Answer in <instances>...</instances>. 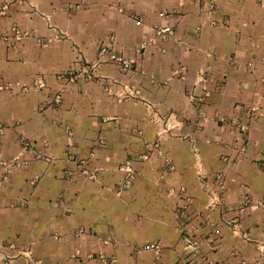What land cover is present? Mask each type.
<instances>
[{
	"label": "crops",
	"instance_id": "1",
	"mask_svg": "<svg viewBox=\"0 0 264 264\" xmlns=\"http://www.w3.org/2000/svg\"><path fill=\"white\" fill-rule=\"evenodd\" d=\"M213 20L194 0H0V158L26 159L8 175L0 166V264H27L25 249L40 264H181L193 251L183 231L197 244L192 264H264V0H217ZM165 25L173 36L154 38ZM100 44L132 69L104 63L91 81L56 79L95 62ZM38 76L40 92L21 90ZM193 89L207 92L201 118ZM238 103L257 111L239 160L218 124ZM169 115L175 134L158 142ZM126 163L134 178L117 196ZM217 174L223 204L211 209ZM246 194L257 206L241 214Z\"/></svg>",
	"mask_w": 264,
	"mask_h": 264
},
{
	"label": "built area",
	"instance_id": "2",
	"mask_svg": "<svg viewBox=\"0 0 264 264\" xmlns=\"http://www.w3.org/2000/svg\"><path fill=\"white\" fill-rule=\"evenodd\" d=\"M194 1L198 6L199 14L205 18L210 19V23L212 25H215L216 23L213 20V16L216 12V1L217 0H194ZM153 34H154V38L161 40V41H165V40L170 39L173 36L174 31L172 27L165 25V26L155 27L153 29ZM16 36H19V35L17 34ZM104 63L115 64L121 72H128L132 69L131 61L127 60L122 55L116 54L114 52V49L111 46L100 44L97 48V59L95 62L83 63L80 65L78 69H68L67 71H64L63 73L56 75V79L59 81H64V82H70V81L78 80V79L85 80V81H91L94 77V70ZM261 63L264 64V54L261 57ZM177 72L178 74L183 73L182 69L180 68L178 69ZM114 84L115 82L112 81L108 85L111 86ZM44 86L45 84H44L43 77L38 76L34 79L30 87L23 86L21 90L23 92H26L27 90L31 89V90L40 92L44 88ZM13 88L14 87H8L9 90H12ZM126 95L127 96L131 95L132 97L134 96V94L131 91H128ZM187 97L192 107L197 111L198 115H200V118H201L204 115V105H205V100L207 97L206 90L201 89L200 92L196 93L195 89H193L192 91L188 93ZM52 101L55 105H60L61 101H60L59 93L52 95ZM232 110H233V113L235 114L233 118L228 120V119L221 117L218 119V123L227 127L229 131L231 132L232 140H231L230 148L234 152L235 158L239 160V159H242L247 152L249 132H250L252 121L256 117L257 111L253 107H247L242 104L233 105ZM154 114L156 113L154 112ZM172 120H174L173 115L172 116L169 115L165 119H162L163 124L167 128H168V124H170ZM2 130H3V126L0 125V131ZM158 136H160V134ZM21 144H22L23 150L29 155H31L33 158L37 160H45V161L49 160V157H46L41 152L35 150L33 145L30 142L26 140H22ZM25 162H26V159H24L21 155L15 156L8 161L0 158V166L3 167V169L5 170V175H8L12 169L18 168L21 165L25 164ZM164 163L169 169H172L169 159L164 158ZM261 163L264 167V159L261 160ZM78 167L82 175H84L90 180L94 179V175L88 169H86L84 165L79 164ZM123 168L127 172V176L122 183L117 184L116 187L113 189L114 193L117 196H120L129 188L134 178V173L130 169V166L128 163H126ZM67 175H68V178H72L71 173ZM199 176L202 179L206 178L205 175L201 172H199ZM214 184L216 185L218 191L217 192L209 191L208 193V196H209L208 207L211 209L216 208L223 204L222 196H223V191L225 190L224 175L217 174L214 177ZM180 195H182V198L184 199L185 202L187 203L190 202V198L186 196L184 192L180 191ZM255 206H257V204L253 203L250 196L246 194L244 196L242 205L238 211L239 213L242 214L243 212L246 211V209L250 207H255ZM218 233H219L218 231H215V234H218ZM181 239H182V243L185 246L187 247L193 246V251L191 253V258H188L186 260H180L179 262L181 264H192L194 262V259L196 258L197 244L194 238L191 237L185 231H183ZM0 249H2V247H0ZM147 249L158 250V246L152 245V246L147 247ZM260 251L264 252V239L260 243ZM22 254L25 257L27 264H40V262L31 255V252L29 250L27 249L23 250ZM97 260L99 261V264H112L113 263L110 258L104 255H99L97 257ZM241 264H247V263L242 261Z\"/></svg>",
	"mask_w": 264,
	"mask_h": 264
},
{
	"label": "rangeland",
	"instance_id": "3",
	"mask_svg": "<svg viewBox=\"0 0 264 264\" xmlns=\"http://www.w3.org/2000/svg\"><path fill=\"white\" fill-rule=\"evenodd\" d=\"M239 104V103H238ZM242 105H244V104H242ZM245 106H247V105H245ZM247 107H251V106H247ZM219 124V126H223V125H221L220 123H218ZM176 126L174 125V124H168V128L167 127H165V125L163 124V128L161 129L162 131L159 133L160 134V136H158L157 138H158V142L160 141V138L163 136V135H166V133H168V132H171L172 131V134H175V130L177 129V128H175ZM223 127H225V126H223ZM166 128H167V130H166ZM166 130V131H165ZM158 134V135H159Z\"/></svg>",
	"mask_w": 264,
	"mask_h": 264
}]
</instances>
